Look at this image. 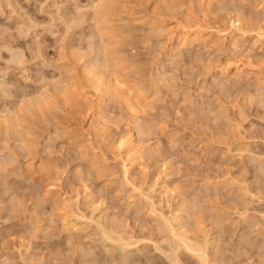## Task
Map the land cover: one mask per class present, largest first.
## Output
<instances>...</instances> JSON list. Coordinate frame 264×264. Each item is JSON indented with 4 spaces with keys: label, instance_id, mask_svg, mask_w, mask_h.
Masks as SVG:
<instances>
[{
    "label": "rangeland",
    "instance_id": "rangeland-1",
    "mask_svg": "<svg viewBox=\"0 0 264 264\" xmlns=\"http://www.w3.org/2000/svg\"><path fill=\"white\" fill-rule=\"evenodd\" d=\"M175 232L264 264V0H0V264H201Z\"/></svg>",
    "mask_w": 264,
    "mask_h": 264
},
{
    "label": "bare ground",
    "instance_id": "bare-ground-1",
    "mask_svg": "<svg viewBox=\"0 0 264 264\" xmlns=\"http://www.w3.org/2000/svg\"><path fill=\"white\" fill-rule=\"evenodd\" d=\"M105 8V7H104ZM100 15L102 16V13H101V11H100ZM98 20V19H97ZM96 20V21H97ZM99 22V21H98ZM234 23H235V21H234ZM242 23L240 22V21H236V25L235 24H233V26L235 27V28H237L238 30H241L243 27H242ZM227 30H225V31H220L221 33H223V35H226L227 34V32H226ZM182 33L179 35L180 36V38H179V40H180V43L181 44H185V43H187L188 44V42L190 43V42H192L193 43V40L195 41V39H203V40H205L204 39V36H202V34L200 35V33H202V32H199V33H190L191 32V30L189 31L188 30V28H187V30L186 29H183V31H181ZM219 32V31H218ZM229 33V32H228ZM221 36V35H220ZM227 36V35H226ZM97 63V62H96ZM107 65H108V63H107ZM93 66V65H92ZM95 66V65H94ZM104 66V65H103ZM106 65H105V68H104V70H106ZM108 70H109V68H108ZM92 70L90 69V72H91ZM99 71V70H98ZM97 70L96 71H92L91 73L89 72V76H90V78L93 80V83L95 82V85L93 86L95 89H96V91L99 89L98 87H100V84L98 85V82H100V78H101V76H102V73L100 74L99 72H98ZM99 75H101L100 77H99ZM90 79V80H91ZM102 79V78H101ZM115 80H116V84H118V86H123V82H124V80L123 81H121L120 82V80H118L117 78H115ZM121 83V84H120ZM122 88H125V87H122ZM126 90H128V89H125V91ZM130 91H131V88L129 89ZM99 92H101L100 90H99ZM127 92V91H126ZM132 104V103H131ZM134 104H132L131 106H133ZM135 105H136V103H135ZM134 105V106H135ZM133 106V107H134ZM136 108V107H135ZM137 111V110H136ZM139 118V117H138ZM96 122V121H95ZM100 123H101V121H100ZM103 124V123H102ZM129 134H131V133H129ZM123 139V138H122ZM120 141V140H119ZM137 141V140H136ZM135 141V139H134V135H133V133H132V135H129L127 138H124L123 139V141L121 140V142H120V145H121V147H123V146H126V149L124 150L125 152H124V154H125V158H124V168H125V171H126V174H128L130 171H131V167L135 164V163H137V161L140 159V158H142V152H143V148H142V146L143 145H141V141L140 142H136ZM119 143V142H118ZM144 144V143H143ZM65 205L67 206V204L65 203ZM181 227H184V225H183V223L182 222H179L178 223ZM174 231H177V230H174ZM175 234L178 236V238H179V240L182 242L180 245L178 244V246L180 247V248H185V249H187V250H189V251H191V252H193V253H195L199 258H200V261H201V264H210V260H209V258L207 257V255L205 254V251H206V245L205 246H203L202 244H200L199 242H197V241H194V240H192V239H190V237L188 236V234H186L185 232H182V233H178V232H175ZM107 238H109V239H111L108 235H107Z\"/></svg>",
    "mask_w": 264,
    "mask_h": 264
}]
</instances>
